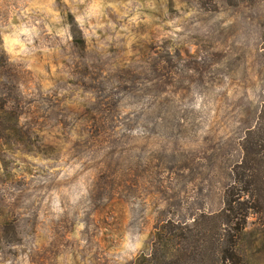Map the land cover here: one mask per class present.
Returning a JSON list of instances; mask_svg holds the SVG:
<instances>
[{
  "label": "rangeland",
  "instance_id": "1",
  "mask_svg": "<svg viewBox=\"0 0 264 264\" xmlns=\"http://www.w3.org/2000/svg\"><path fill=\"white\" fill-rule=\"evenodd\" d=\"M263 93L264 0H0V264H130L219 210Z\"/></svg>",
  "mask_w": 264,
  "mask_h": 264
},
{
  "label": "trees",
  "instance_id": "2",
  "mask_svg": "<svg viewBox=\"0 0 264 264\" xmlns=\"http://www.w3.org/2000/svg\"><path fill=\"white\" fill-rule=\"evenodd\" d=\"M225 1L235 6L252 0ZM240 151L222 208L189 221H163L154 228L148 252L130 264H250L241 247L244 228L254 216L264 224V93L254 125L241 137Z\"/></svg>",
  "mask_w": 264,
  "mask_h": 264
}]
</instances>
